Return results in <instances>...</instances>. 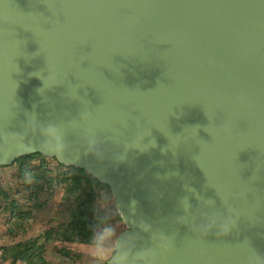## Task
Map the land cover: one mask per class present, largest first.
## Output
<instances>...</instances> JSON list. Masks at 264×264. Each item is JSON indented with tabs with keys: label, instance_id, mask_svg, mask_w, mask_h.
Returning <instances> with one entry per match:
<instances>
[{
	"label": "water",
	"instance_id": "water-1",
	"mask_svg": "<svg viewBox=\"0 0 264 264\" xmlns=\"http://www.w3.org/2000/svg\"><path fill=\"white\" fill-rule=\"evenodd\" d=\"M107 186L104 264H264V0H0V167Z\"/></svg>",
	"mask_w": 264,
	"mask_h": 264
},
{
	"label": "trees",
	"instance_id": "trees-1",
	"mask_svg": "<svg viewBox=\"0 0 264 264\" xmlns=\"http://www.w3.org/2000/svg\"><path fill=\"white\" fill-rule=\"evenodd\" d=\"M41 157L38 165L24 166V161ZM44 156L32 154L14 160L22 178H29L27 203L21 205L16 200L0 207V263L6 264H51L44 256V243L38 237L25 238L28 223L51 200L56 187L62 189L61 205L64 206L62 219L52 228L44 231L46 242L94 244L97 233L111 219L120 220L112 197L106 185L100 183L84 170L73 166L67 172H57L54 181L48 179ZM54 159V158H53ZM55 160V159H54ZM61 166V165H60ZM112 204H108L109 201ZM103 208H100L102 205ZM30 206V207H29ZM21 234L22 239L17 240ZM62 252V250H59ZM65 256L69 250H63Z\"/></svg>",
	"mask_w": 264,
	"mask_h": 264
},
{
	"label": "rangeland",
	"instance_id": "rangeland-1",
	"mask_svg": "<svg viewBox=\"0 0 264 264\" xmlns=\"http://www.w3.org/2000/svg\"><path fill=\"white\" fill-rule=\"evenodd\" d=\"M41 159V157H36L32 160H25L24 166L38 165ZM43 161L45 167L49 170L47 176L50 181L55 180L57 172L69 171L68 167L70 165L60 164L53 158L44 156ZM28 183H30V179L22 178L17 165L0 167V207L8 204L10 200H16L21 205L27 203L28 192L26 188ZM61 196L62 189L56 187L52 199L48 200L45 206L38 213H35L34 218L28 223L25 238L38 237L39 242L44 243L45 259L51 264H104L113 254L117 235L125 228L122 220L111 219L97 233L94 244L46 242L44 231L54 227L62 219L64 206L61 205ZM108 204H112V201L110 200ZM103 206L106 205L104 204L100 208H103ZM3 230L4 228L0 226V232H3ZM22 238L24 237L19 234L16 239L20 240ZM1 242L6 244L10 241L5 238L0 241V244ZM59 250H62V252ZM63 250H69V255L65 256Z\"/></svg>",
	"mask_w": 264,
	"mask_h": 264
}]
</instances>
